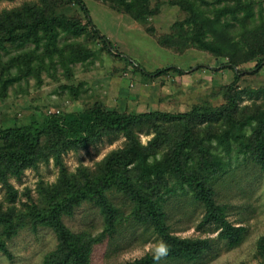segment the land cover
<instances>
[{
  "label": "trees",
  "instance_id": "trees-1",
  "mask_svg": "<svg viewBox=\"0 0 264 264\" xmlns=\"http://www.w3.org/2000/svg\"><path fill=\"white\" fill-rule=\"evenodd\" d=\"M98 1L141 23L157 11L152 0ZM172 2L187 17L173 25L171 34L159 38L162 45L179 52L197 48L226 58L225 66L233 69L253 60H258L257 66L264 63V11L260 7L256 14L258 0ZM67 3L79 7L85 22L66 11ZM91 42L113 49L84 0H27L0 10V52L20 51L0 67V98L15 81L54 66L55 58L71 75L72 64L84 63L96 54ZM13 67L16 73H12ZM169 68L154 74L185 72L177 66ZM237 72L233 84L224 90L226 102L219 106L205 103L186 112L131 113L95 104L79 113L52 114L42 122L2 128L0 183L6 188L8 205L0 202V251L10 257L8 243L21 229L46 227L55 233L57 245L44 264H92L95 243L112 236L124 219L112 200L114 192L131 201V214L138 222L152 227L166 245L164 258L170 263L207 262L208 251L213 249L210 238L180 237L173 232L165 204L169 194L179 191L204 207L202 224L215 225L228 248L240 245L247 229L229 219L228 204L220 199L219 181L231 174L234 160L239 158L264 173V86H234ZM245 93L263 100L254 102L255 107H241ZM142 134L152 137L143 143ZM121 137L125 145L112 150L95 168L80 166L71 172L64 162L69 151L105 139L113 143ZM51 160L59 168L58 179L39 184L38 199L28 195L18 207V190L11 179H20L27 169ZM85 203L98 206L104 218V230L96 237L73 231L65 222V217L74 216ZM258 250L264 258V236L258 241ZM154 257L147 254L125 264H160Z\"/></svg>",
  "mask_w": 264,
  "mask_h": 264
},
{
  "label": "rangeland",
  "instance_id": "rangeland-1",
  "mask_svg": "<svg viewBox=\"0 0 264 264\" xmlns=\"http://www.w3.org/2000/svg\"><path fill=\"white\" fill-rule=\"evenodd\" d=\"M27 0L0 1V10L13 8ZM91 17L101 34L113 44V49H102L103 44L91 42L97 52L86 62L71 65V75L56 64L41 69L15 81L5 97L0 98V130L10 126L44 121L48 115L79 113L95 104L118 107L131 113L152 110L186 112L199 104L219 106L226 102L224 90L239 79L234 86L240 89L264 86V63L258 60L239 67L225 66L226 58L190 48L179 52L162 45L161 36L171 34L173 25L183 21L187 14L172 0H152L157 11L146 23L134 20L123 12L112 9L98 0H84ZM256 14L264 2L258 0ZM263 2V3H262ZM66 11L84 22L79 7L66 5ZM81 39V38H80ZM96 45V46H95ZM20 51L10 49L0 52V67ZM48 62V59L47 61ZM177 66L185 69L183 74L169 70L154 74L156 70ZM12 73L17 69L13 67ZM151 73V74H150ZM71 87L73 90H71ZM240 106L255 107L254 102L263 99L243 94ZM152 135H141L147 143ZM121 137L111 143L105 139L95 145L77 151H69L64 162L69 170L80 166L95 168L112 150L125 145ZM233 171L219 181L221 201L228 204V217L235 225L247 229L245 240L238 246L228 248L220 239L215 225L202 224L205 209L194 203L191 196L179 191L167 196L165 204L173 232L180 237L210 238L213 249L208 251L207 262H179L177 264H261L263 256L258 241L264 236V173L249 160H234ZM59 168L54 160L29 168L20 178L11 179L18 190V207L28 195L38 199V185L53 183L58 179ZM112 200L122 211L123 222L118 230L104 240L95 243L92 264H125L147 254L156 255L161 239L152 227L138 222L132 216V203L123 194L114 192ZM0 202L8 205L6 188L0 183ZM66 224L76 232H89L94 237L104 230V218L98 206L85 203L72 217H65ZM11 256L0 251V264H44L46 255L54 250L57 237L52 229L40 227L23 228L9 241ZM160 264H173L162 258ZM176 264V263H175Z\"/></svg>",
  "mask_w": 264,
  "mask_h": 264
},
{
  "label": "clouds",
  "instance_id": "clouds-1",
  "mask_svg": "<svg viewBox=\"0 0 264 264\" xmlns=\"http://www.w3.org/2000/svg\"><path fill=\"white\" fill-rule=\"evenodd\" d=\"M167 255V247L163 243L159 247L157 254L155 255L154 259L159 262L163 257Z\"/></svg>",
  "mask_w": 264,
  "mask_h": 264
}]
</instances>
